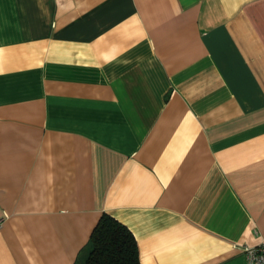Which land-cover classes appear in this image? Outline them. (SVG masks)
I'll return each instance as SVG.
<instances>
[{
  "label": "crops",
  "instance_id": "crops-1",
  "mask_svg": "<svg viewBox=\"0 0 264 264\" xmlns=\"http://www.w3.org/2000/svg\"><path fill=\"white\" fill-rule=\"evenodd\" d=\"M105 213L141 264H246L264 0H0V264H85Z\"/></svg>",
  "mask_w": 264,
  "mask_h": 264
},
{
  "label": "trees",
  "instance_id": "trees-1",
  "mask_svg": "<svg viewBox=\"0 0 264 264\" xmlns=\"http://www.w3.org/2000/svg\"><path fill=\"white\" fill-rule=\"evenodd\" d=\"M85 264H141L139 247L132 231L109 214H103L90 239Z\"/></svg>",
  "mask_w": 264,
  "mask_h": 264
},
{
  "label": "built area",
  "instance_id": "built-area-1",
  "mask_svg": "<svg viewBox=\"0 0 264 264\" xmlns=\"http://www.w3.org/2000/svg\"><path fill=\"white\" fill-rule=\"evenodd\" d=\"M1 224V219H0ZM246 264H264V237L253 247H244Z\"/></svg>",
  "mask_w": 264,
  "mask_h": 264
}]
</instances>
